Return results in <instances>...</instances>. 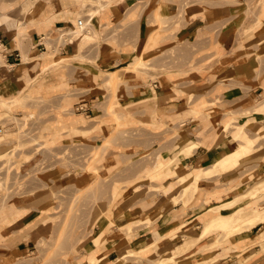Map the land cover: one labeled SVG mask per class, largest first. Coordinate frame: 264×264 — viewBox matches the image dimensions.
<instances>
[{
  "label": "crops",
  "instance_id": "obj_1",
  "mask_svg": "<svg viewBox=\"0 0 264 264\" xmlns=\"http://www.w3.org/2000/svg\"><path fill=\"white\" fill-rule=\"evenodd\" d=\"M85 1L87 5L89 0ZM99 1L101 21L99 14H87L85 19L86 22L93 21V25L97 27L118 21L134 4V0H118L115 4H110L111 0ZM250 4H258L257 9L251 13ZM80 8L78 0H0V120L3 114L8 113L22 119L36 136L43 133L48 141L66 145L72 141H99L100 138L91 132H109L113 130L109 127L115 123V114L124 116L122 120L131 130L137 125H145L147 145L144 146L138 140L133 142L135 139L127 142L138 153L147 151L148 154L160 150L159 157L170 160L164 166V172L186 170L189 173L199 165L213 169V162L233 151L239 143L233 134L236 125L229 127L227 131L219 128L220 121L230 112L243 121L242 124L246 120H256L252 124L255 126L254 135L250 134L251 130L248 128L246 132L253 140V149L264 147V126L260 125L261 119H264L263 106L258 104V109H253L256 97L264 89V59L257 63L256 60L247 58L238 59L211 78L205 70L199 73L178 71L160 75L153 80L149 78L151 86L147 83L142 91L136 93H133L131 86L125 95L117 97L123 108L117 106L112 112L107 111L106 101L110 97L105 88L107 82H103L108 73L122 74L128 63L139 56L145 55L149 57L146 58L149 61L155 57L156 51L169 50L173 36L182 41L199 30H208L215 46L227 51H241L244 44L237 39L238 30L242 28L244 36L245 28L253 23L255 25L248 29V34L255 37L257 42L253 41L252 44L261 50V41L264 39V0H162L158 6L161 18L169 17L171 12L181 13L183 24L178 26V22H170L174 28H168L167 31L161 29L160 40H157L155 33L151 35L146 14L142 15L137 28L135 45L132 43L127 47L126 44L114 47L103 42L92 49L84 47L77 50L76 46L82 44L84 37L77 38L75 45L71 35L65 46L52 53L51 58L57 59L51 61L50 57L46 58L43 53L47 51L39 46L42 41L40 36H54L61 28L77 29V22L74 20H77ZM150 15L153 16V12ZM177 51L181 53L182 49L178 47ZM239 56H243V53ZM158 62H163V59ZM56 63L59 65L56 66ZM178 65L182 66V62L178 61ZM41 69L43 71L34 76ZM138 77L140 78L136 75L126 79L129 80L127 82H137ZM16 98L25 102L13 104L12 107L6 105ZM42 99L48 102L44 105L37 103ZM69 102L73 111L59 110V115L65 119L59 121L58 109ZM78 104H83L84 110H77ZM156 116L161 118L160 122L154 121ZM125 117L128 120L125 121ZM203 123L212 127L200 136L198 132ZM76 132H88L89 136ZM51 134L61 136L53 139ZM155 138H158L157 142ZM190 141L192 152L182 153V148ZM121 142L122 140L119 144ZM115 143H118V139H115ZM257 157L260 160L251 170L255 173L252 178H264V154ZM170 164L173 165L169 168ZM232 168V165L219 167V170L210 173L203 181L209 184L207 187L199 186L201 178L198 189L188 202L184 203L179 199V202L167 209L160 203L165 199V195L161 198V193L158 195L161 200L156 202L155 198L152 203L145 204L143 202H147L149 189L140 193L135 190L129 193L124 191L125 198L109 209L113 222H109L110 218L105 214L96 221L94 234L101 230L104 232V238L98 245L99 252L102 253L98 264H110L129 249L140 250L145 258H150L159 253V248L164 253L153 260L172 258L173 261H168L167 264H180L178 261L186 257L190 258L192 264H264L263 221L232 233L238 224L247 225L249 216L264 209H257L225 229L217 228L202 234L205 219L215 216L211 205L246 189V181L230 187L228 184H219V173ZM146 173H136V177L130 179L137 181L139 176H146L151 182L160 179L163 189L172 187L179 190L176 172L153 178ZM155 182L159 184L158 181ZM260 189L255 192L256 197ZM45 194L42 189L16 194L1 204L0 258H14L13 252L34 249V231L37 227L40 228L47 208ZM211 194H216L217 197L213 195V198L206 201V197ZM138 207L140 209L137 210ZM157 207L162 209V214L151 219V223L143 221V215H150ZM135 211L139 213L136 214ZM136 218L142 222L132 224L127 230V225ZM78 248L83 252L81 255H85L96 249L97 245L89 237ZM176 250L179 252L175 253ZM79 264H89L87 257L79 258ZM144 264L153 263L147 261Z\"/></svg>",
  "mask_w": 264,
  "mask_h": 264
},
{
  "label": "rangeland",
  "instance_id": "obj_2",
  "mask_svg": "<svg viewBox=\"0 0 264 264\" xmlns=\"http://www.w3.org/2000/svg\"><path fill=\"white\" fill-rule=\"evenodd\" d=\"M117 1L118 0H111L110 4H115ZM161 1L162 0H134V4L125 14L122 15L118 21L110 25L104 23L105 25L97 27L93 25L92 21L88 22L89 24L85 26L84 29H75L72 34L75 45L77 44V38L84 37L82 44L76 46L77 50L83 49L84 47L92 49L103 42L110 43L114 45V47H120L125 44L127 47L132 43L135 45V41L138 38L137 28L141 23L142 15L144 16L146 14L148 15V28L152 30L151 35L155 33L157 40H160L161 29H166L165 31H167L168 28H174L170 22L176 21L175 24L178 22V26L183 24L181 13L171 12L169 17L161 18L158 10ZM257 6L258 4H250V13L255 11ZM99 7V0H89L87 5H81V10L77 16L78 18L86 19L87 14L93 15V13L96 12L95 10ZM152 12L153 16L150 15ZM98 14L99 20L101 21L100 13ZM143 21H145V18ZM257 21H255V23H258ZM74 22H76V20H74ZM163 25H166V27H163ZM254 25L255 24L251 23L245 28L244 36L242 34L244 33L242 28L238 30L239 38L237 39L244 44L241 51H227L223 47L215 46L208 30H199L195 35H189L186 40L182 41L175 36H171V47L169 50L156 51L155 57L149 61L146 60V58L149 57L145 55L139 56L135 58L132 63H128L122 74L111 72L103 78V82H107L105 88L110 97L106 101L107 111L112 112V109L117 106L123 108L117 97L119 98L125 95L131 86H133V93L142 91L147 83L149 85L151 84L148 81L149 78L153 80L160 75H170L172 72L178 71L199 73L203 70L208 71L209 78H211L212 75L218 74L226 66L233 64L238 59L242 58L245 60L247 58L248 60H256V63L261 61L264 59V39L261 41V50H258L256 46L252 44L253 41L256 43L257 40L255 37L248 34V29L254 27ZM78 32L83 33H79L82 35L78 36ZM246 44L252 45L247 47ZM178 47L182 49L181 53H178ZM241 53H243V56H239ZM43 55L46 58L50 57L51 61L57 59V57L51 58L52 53L49 51L44 52ZM80 59L83 58L80 57ZM160 59L161 61L163 59V62H158ZM178 61L182 62V66L178 65ZM55 65L58 66L59 64L56 63ZM40 71H43V69L37 70L34 76H37ZM136 75L140 76V78H137V82H127L129 80L126 78ZM263 101L264 89L263 92L256 97V106L253 107V109H258L257 105H262ZM24 102V100H17L6 105L12 107L13 104H23ZM47 102L48 101L44 99H42L41 102L37 101V103H41L42 105ZM262 106L264 111V103ZM59 110L61 112L73 111V106L71 102H69L63 105L61 109H58V111ZM58 111V120H65L59 115L60 111ZM195 112L197 113L198 110H195ZM231 113L232 112L225 115V118L220 121L219 128H222L221 130L227 131L229 127L233 128L236 125L233 134L238 142H244V140H246L248 136L246 128L251 130V135H254L255 126H252L250 123L256 120H246V123L242 124L241 122L243 121L239 120L238 117H234ZM122 117L124 116L115 114L113 117L115 123L109 127L113 130L109 132H97L96 130L91 132L95 134V137L100 138L99 141H72L69 144L62 145L61 142L48 141L43 133L36 136L28 124L25 125V122L18 117H14L8 113L1 116L0 135H3V137L0 138V206L13 195L25 194L42 189V191L46 193L45 199H47V206L45 207L47 208L42 216L40 228L37 227L34 231V249H32V251L13 252L12 254L15 255L14 258H0V264H79V258L84 259L87 257V254L81 255L83 252L78 250V246L82 245L85 238H89L96 232V223L93 225L91 224V215L96 204L110 209V207L118 204L125 198V195L122 194L118 199H114V189L120 188L123 193L124 191L129 193L132 192V190L139 191L140 193L147 188L149 189L146 197L147 202L143 203L149 204V202L152 203L151 201L155 198L157 199L156 202L161 200L159 194L161 193V198H163L165 193L172 188L168 187L163 189L160 179L154 180V182L149 181L150 178H146V176H144V178H142L143 176H139L140 179L137 181L136 179H130V177H136V173L143 175L146 171V175L149 177H159L152 166L155 161L160 158L158 152L160 150L148 154H146L147 151L142 153H138V150L135 151V148L131 147L132 144L129 143V140L135 139L132 140L133 142L137 140L139 142L141 141L143 145L146 146L145 125H137L131 130L122 120ZM124 120H128V117H125ZM154 121H157L156 117ZM210 122L213 123V120H210ZM223 123L225 124L223 125ZM258 123L259 122H257V124ZM260 125L264 126L263 118L260 121ZM27 126L28 128L25 129ZM211 127L212 126L209 127L208 123H203L198 135L202 136L203 133L211 129ZM240 128L242 129V135L235 136ZM119 129L121 131H119ZM76 133L89 136L88 132ZM51 136L53 139H58L61 134H51ZM115 139H118V143H115ZM121 140L122 142L119 144ZM157 140L158 138H155L156 142ZM249 141L252 145L253 140L250 137ZM181 151L185 153L183 150ZM260 154H264V151L257 153V155ZM259 160L260 157H256L240 165L241 168L237 166L219 173V184H223V186L228 184L230 187L232 184L246 181L245 188H247L250 184L254 183L259 176L248 179L245 178V176L243 179H239V177L246 173H250V171L256 167ZM172 165L170 164L168 167L170 168ZM206 167V171L199 186L207 187L209 184H205L203 182L204 179H207L210 173H214L217 169L219 170L218 166H215L213 169H210L208 166ZM174 173L175 172H172L170 174ZM251 173H254V171H251ZM160 174L161 176H166L168 172L162 171ZM260 178L264 179L263 176ZM155 181H158L159 184ZM141 183H148V185H141ZM141 187L144 188L141 190ZM257 192L258 191H256V193ZM177 193L180 194V190H178ZM213 195L216 196V194L208 195L206 201L213 198ZM178 198H183V195ZM255 198L258 202L247 204V207L244 208V211H246L239 220L252 214V212L257 209H264V188L260 189V192ZM183 200L185 199L183 198L182 201ZM250 200L251 197L245 196L238 204H246ZM138 209H140V207H138L137 210ZM231 210H233V208ZM247 210L250 211L248 212ZM137 212L139 213V211H135L136 214H138ZM143 217H145V215H143ZM140 220L141 219L136 218L133 223L127 225L126 229H130L132 224L142 222ZM143 221L146 223L151 222V220L146 218H144ZM219 228L225 229V226ZM121 233H124V230H121ZM132 250L133 251L128 252L129 256H127L130 264H144L147 261L154 264L155 262L153 259L164 253L159 248V253L154 254L150 258H145V254L140 252V250L137 252H135L136 250L134 249ZM178 252L179 251L176 250L175 253ZM168 261H173V259H167L163 264H167ZM129 262H125V264H129Z\"/></svg>",
  "mask_w": 264,
  "mask_h": 264
},
{
  "label": "bare ground",
  "instance_id": "obj_3",
  "mask_svg": "<svg viewBox=\"0 0 264 264\" xmlns=\"http://www.w3.org/2000/svg\"><path fill=\"white\" fill-rule=\"evenodd\" d=\"M78 4H80V6L81 5H86V2H85V0H78ZM95 11L96 12L93 13V15L100 13V9L99 8L97 10H95ZM76 22H77V20H76ZM88 24L89 23L86 22L85 25H83L82 27H78V28L79 29H84V27L87 26ZM79 33H83V32H78L77 33L78 36L82 35V34H79ZM14 101H17V98H16V100L14 99ZM263 103H264V101H263ZM263 103H262V105H263ZM1 104H4V102L1 101ZM156 119H157L158 122L161 121V118L159 116H156ZM252 123H254V121L251 122L250 124L252 125ZM238 135H242V129L241 128L238 130V132H237V134L235 136H238ZM192 148H193L192 147V142L190 141L189 143L184 145L182 150L185 153H188V152L191 153L192 152ZM261 151H264V147L260 146V148L253 149V147L250 144L249 137L247 136L246 140H244V142H239L238 146L233 151L223 155L222 157L217 159L215 162H213L212 167L213 168L215 166L226 167L228 165H232L235 168V167L240 166V165H242L243 163H245V162H247L249 160L255 159L258 156L257 153H259ZM169 162H170V160H168V159H161L160 158L157 161V163L153 166L154 171L158 173V176H161L160 173L163 171L162 169L164 168V166L168 165ZM206 168H207L206 166L202 167V166L199 165V166L195 167L194 169H192L191 172H189V173H187L186 170H182V171H179V172L173 171V170L172 171L169 170L168 171V175L170 173H172V172H176L175 174H177V176H178L177 177L178 178L177 181H178V185L180 186V189H179L180 190V194H176L175 192H177V191L174 190L173 188L168 190L165 193V199L162 202H160V203H162L164 205L165 209H167L171 205L179 202V198L178 197L182 196V195H183V198L185 199L183 201L185 203L188 202L189 199L193 196L194 192L198 189V183H199L200 179L203 178L204 173L206 171ZM239 168H241V166ZM254 174L255 173H250V174L246 175L245 178H247V179L251 178V177L254 176ZM261 187L264 188V180L258 178L254 183L250 184L243 192L237 193L236 195H233V196H231V197H229L227 199H224V200L220 201L219 203L211 205V209L215 210V216L205 219L204 226H203V229H202V234L204 235V234L210 232L211 230H213V229L215 230V229H217V228H219L221 226H225V228H227V226H229L230 224L237 222V219L239 221V218H242L243 215H244V212L246 211V210L244 211V208L247 207V204H249V203L252 204L254 202L255 203L257 202V200H255V197H256L255 196L256 195L255 192ZM122 194H123V192L121 191V189L120 188H116V189H114V197L113 198L114 199H118ZM245 196L251 197V200L248 201L245 205L238 204L239 201L241 199H243V197H245ZM183 198H180V200H182ZM232 208H233V210H229V209H232ZM225 211H229V212H225ZM248 212H249V210H248ZM103 214L107 215L110 218L109 209L105 208V207H102L100 204H96V206H95V208H94V210L92 212V215H91V224L92 225L95 224L96 221ZM161 214H162V209H159V207H157L156 211L152 212L150 215H145L144 218L151 220V219L159 217ZM247 221H248L247 225L246 224H238L232 230V233L241 230L245 226H250L252 224H255L258 221H263L264 222V211L262 210L261 212H259L258 214L254 215V216H251V217L249 216ZM109 222H111V223L113 222L111 218H110ZM228 222H229V224H228ZM101 231H100V233L93 234V235L90 236V238L97 245V248L87 254V259L89 261V264H98L100 259L102 258V253H100L99 249H98V245L100 244L101 240H103V238H104V232L103 231L101 232ZM130 251H133V250L129 249L127 251V253L118 256L116 258V260L113 261L110 264H125V262L128 263L129 262V258L127 256H129L128 252H130ZM135 252H137V251H135ZM165 260H167V259L166 258L155 259L154 262L156 264H163ZM178 263H180V264H192L189 257H186L185 260H183V261L179 260ZM129 264H130V262H129Z\"/></svg>",
  "mask_w": 264,
  "mask_h": 264
},
{
  "label": "built area",
  "instance_id": "obj_4",
  "mask_svg": "<svg viewBox=\"0 0 264 264\" xmlns=\"http://www.w3.org/2000/svg\"><path fill=\"white\" fill-rule=\"evenodd\" d=\"M86 24V20L83 18H78L77 19V27H82L83 25ZM75 29H70V28H61L54 36H45L42 35L40 36L41 40L39 42V46L42 50L44 51H50L51 53H56L59 49H61L63 46H65L68 41L69 37L72 35L73 31ZM77 110H84L83 104H78L76 106Z\"/></svg>",
  "mask_w": 264,
  "mask_h": 264
}]
</instances>
